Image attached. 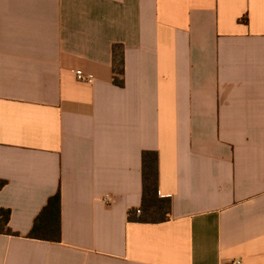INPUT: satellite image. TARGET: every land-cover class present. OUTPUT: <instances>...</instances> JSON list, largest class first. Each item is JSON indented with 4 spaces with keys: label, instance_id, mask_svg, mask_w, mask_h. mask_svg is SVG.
I'll return each instance as SVG.
<instances>
[{
    "label": "crops",
    "instance_id": "0c3cea01",
    "mask_svg": "<svg viewBox=\"0 0 264 264\" xmlns=\"http://www.w3.org/2000/svg\"><path fill=\"white\" fill-rule=\"evenodd\" d=\"M147 150L164 222L129 218ZM0 180V264H264V0H0Z\"/></svg>",
    "mask_w": 264,
    "mask_h": 264
},
{
    "label": "trees",
    "instance_id": "16d2710c",
    "mask_svg": "<svg viewBox=\"0 0 264 264\" xmlns=\"http://www.w3.org/2000/svg\"><path fill=\"white\" fill-rule=\"evenodd\" d=\"M113 66L115 84L125 86V52L123 46L113 47ZM6 181L0 180V189ZM172 203L169 197L159 193V153L147 150L143 153V200L141 214L137 210L129 212V218L140 222H164L170 219ZM10 209L0 211V233L18 235L9 227ZM31 238L59 242L62 239V195L52 196L37 216L29 234Z\"/></svg>",
    "mask_w": 264,
    "mask_h": 264
},
{
    "label": "built area",
    "instance_id": "2783aa9c",
    "mask_svg": "<svg viewBox=\"0 0 264 264\" xmlns=\"http://www.w3.org/2000/svg\"><path fill=\"white\" fill-rule=\"evenodd\" d=\"M76 75L79 80L92 83L94 81V77L92 75L86 74L82 70H78ZM138 213H141V209L137 210ZM233 264H239L238 262H233Z\"/></svg>",
    "mask_w": 264,
    "mask_h": 264
}]
</instances>
